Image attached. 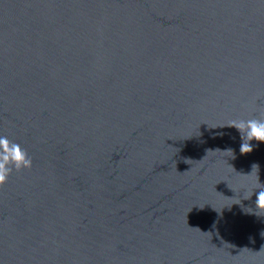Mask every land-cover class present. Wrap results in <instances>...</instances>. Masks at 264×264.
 Segmentation results:
<instances>
[{"label": "water", "instance_id": "1", "mask_svg": "<svg viewBox=\"0 0 264 264\" xmlns=\"http://www.w3.org/2000/svg\"><path fill=\"white\" fill-rule=\"evenodd\" d=\"M262 113L264 0H0V264H264Z\"/></svg>", "mask_w": 264, "mask_h": 264}, {"label": "clouds", "instance_id": "2", "mask_svg": "<svg viewBox=\"0 0 264 264\" xmlns=\"http://www.w3.org/2000/svg\"><path fill=\"white\" fill-rule=\"evenodd\" d=\"M264 115V113H262ZM229 126L235 127L240 133L242 143L240 145L241 154H248L253 151L251 141L264 142V119L252 118L247 120L232 121ZM32 159L26 149L19 143L9 140L7 137H0V187L8 180L13 169L20 171L23 168H31ZM255 172L258 192H255V206L258 210L256 214L264 212V183L260 182L259 165L253 164L252 171ZM245 199H250L246 196Z\"/></svg>", "mask_w": 264, "mask_h": 264}]
</instances>
